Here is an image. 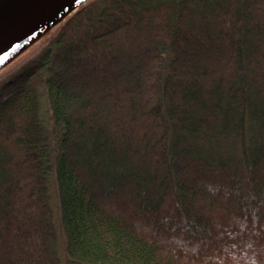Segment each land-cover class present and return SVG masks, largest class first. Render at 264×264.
<instances>
[{"label":"trees","instance_id":"trees-1","mask_svg":"<svg viewBox=\"0 0 264 264\" xmlns=\"http://www.w3.org/2000/svg\"><path fill=\"white\" fill-rule=\"evenodd\" d=\"M35 48L0 264H264V0H89L0 74Z\"/></svg>","mask_w":264,"mask_h":264},{"label":"water","instance_id":"water-1","mask_svg":"<svg viewBox=\"0 0 264 264\" xmlns=\"http://www.w3.org/2000/svg\"><path fill=\"white\" fill-rule=\"evenodd\" d=\"M89 0H0V69ZM76 5V6H75ZM75 6L67 14L62 12ZM53 23L42 32L47 22Z\"/></svg>","mask_w":264,"mask_h":264},{"label":"rangeland","instance_id":"rangeland-1","mask_svg":"<svg viewBox=\"0 0 264 264\" xmlns=\"http://www.w3.org/2000/svg\"><path fill=\"white\" fill-rule=\"evenodd\" d=\"M38 48V47H37ZM37 48L35 49H31L28 50L24 56H22L17 62H15L14 64H12L11 66H9L6 70H4L1 74H0V85L6 81L12 74H15L16 72H18L21 64L27 59L29 58L32 54L33 51H36Z\"/></svg>","mask_w":264,"mask_h":264},{"label":"bare ground","instance_id":"bare-ground-1","mask_svg":"<svg viewBox=\"0 0 264 264\" xmlns=\"http://www.w3.org/2000/svg\"><path fill=\"white\" fill-rule=\"evenodd\" d=\"M76 6V5H75ZM75 6L67 8L66 10H64L62 12V15H64L65 13L67 14L69 11H71ZM53 23V21L47 22L42 28H40L37 33L35 32V34L37 35L38 33L42 32L43 30L47 29L51 24Z\"/></svg>","mask_w":264,"mask_h":264}]
</instances>
